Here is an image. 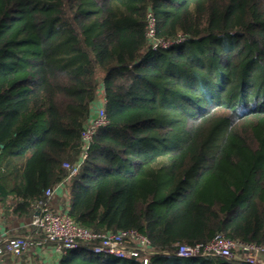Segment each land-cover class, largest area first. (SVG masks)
<instances>
[{
  "label": "trees",
  "instance_id": "16d2710c",
  "mask_svg": "<svg viewBox=\"0 0 264 264\" xmlns=\"http://www.w3.org/2000/svg\"><path fill=\"white\" fill-rule=\"evenodd\" d=\"M148 13L154 37L184 41L150 50ZM98 100L107 123L53 211L137 230L147 264H180L176 245L216 234L264 246V0H0V202L22 201L13 214L48 203ZM58 264L141 263L77 249Z\"/></svg>",
  "mask_w": 264,
  "mask_h": 264
},
{
  "label": "built area",
  "instance_id": "2783aa9c",
  "mask_svg": "<svg viewBox=\"0 0 264 264\" xmlns=\"http://www.w3.org/2000/svg\"><path fill=\"white\" fill-rule=\"evenodd\" d=\"M147 19L146 37L150 42V50L167 49L184 41V37L180 36L170 40L154 37L155 24L150 13L147 14ZM97 103L99 105L94 107L81 133L79 160L75 163H63V169L68 172L67 177L45 190L48 203L40 206L23 225L26 229L34 230L39 238L33 241L25 236H9L7 232L0 230V256L8 252L10 256L20 258L30 249L46 244H53L59 255L70 250L85 249L94 256L108 255L118 260H136L141 264H147L154 255L149 239L135 229L96 232L76 224L66 212L52 210L56 190L66 187L70 178L78 173L95 130L107 123L104 108L99 100ZM173 254L181 259L219 257L247 264H264V246L229 239L221 234H216L206 243L178 244Z\"/></svg>",
  "mask_w": 264,
  "mask_h": 264
},
{
  "label": "crops",
  "instance_id": "0c3cea01",
  "mask_svg": "<svg viewBox=\"0 0 264 264\" xmlns=\"http://www.w3.org/2000/svg\"><path fill=\"white\" fill-rule=\"evenodd\" d=\"M66 187L58 188L55 192V197L64 195ZM22 201L5 197L0 202V230L7 232L9 236H25L29 237L33 241L39 238L38 234L34 230L24 228V223L27 219L19 218L13 214V208ZM60 260L59 253L55 250L53 244H46L42 247H34L26 254H23L20 258H14L10 256L8 252H5L0 256V264H58Z\"/></svg>",
  "mask_w": 264,
  "mask_h": 264
},
{
  "label": "rangeland",
  "instance_id": "374dc122",
  "mask_svg": "<svg viewBox=\"0 0 264 264\" xmlns=\"http://www.w3.org/2000/svg\"><path fill=\"white\" fill-rule=\"evenodd\" d=\"M180 264H202L201 258L179 259Z\"/></svg>",
  "mask_w": 264,
  "mask_h": 264
}]
</instances>
